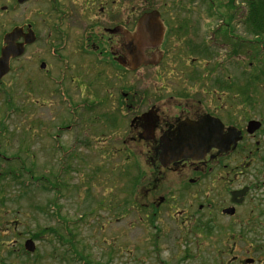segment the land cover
I'll return each mask as SVG.
<instances>
[{"label":"rangeland","instance_id":"obj_1","mask_svg":"<svg viewBox=\"0 0 264 264\" xmlns=\"http://www.w3.org/2000/svg\"><path fill=\"white\" fill-rule=\"evenodd\" d=\"M180 1L196 4L203 27L210 32L219 23L213 19L216 17L204 18L210 13L205 4H210L209 0ZM245 2H235L240 7L239 22L234 18L236 32L244 27ZM202 32V38L212 41L209 31ZM253 39L249 34V40ZM215 52L209 62L217 79L238 84L243 73H251L249 55H230L229 48L220 45ZM30 80L27 76L10 85H15L11 102L19 107L18 99L23 98L25 108L19 117L14 112L6 121L14 134L8 155L16 158L0 168L6 190L0 193V264H250L248 259L255 260L251 264H264V151L256 157L249 176L240 180L257 187L233 218L222 213L225 202L216 201L209 214L210 200L200 199L191 205L186 194L174 195L168 190L148 196V162L154 160L147 162V158H152L151 154L120 149L129 131V116L116 115L109 121L73 120L60 95L54 105L53 89L35 87L27 82ZM108 89L102 91L105 98L112 93ZM226 92L228 109L220 113L224 118L230 115L231 106L233 113L245 108L240 94ZM251 95L253 105L247 102L250 117H263L264 90ZM101 103L108 106L112 101ZM117 135L122 140H117ZM11 168L15 174L11 175ZM29 170L43 179L28 185L32 182ZM140 172L142 190L137 188L140 194H135L133 185ZM226 186L229 199L230 186ZM162 196L165 201L156 204ZM206 223H211L209 235L199 228ZM29 238L36 242V251L25 255L24 244Z\"/></svg>","mask_w":264,"mask_h":264},{"label":"flooded vegetation","instance_id":"obj_2","mask_svg":"<svg viewBox=\"0 0 264 264\" xmlns=\"http://www.w3.org/2000/svg\"><path fill=\"white\" fill-rule=\"evenodd\" d=\"M195 5L180 0H0V58L9 42L24 45L21 55L10 58L8 71L0 73V168L10 163L11 130L6 121L15 114L19 117L25 108L23 98L18 99L19 107L11 102L15 85H10L28 76L30 85L53 89L54 105L60 95L73 120L109 121L116 115L129 116L125 139L119 135L115 139L122 140L124 152L151 154L147 158L154 160L149 163L151 196L168 190L174 195L186 194L191 205L210 200L209 214L216 201L225 202L224 209L248 203L257 186L240 180L249 176L256 157L264 151V118H251L247 102L241 112L233 113L231 106L228 118L220 116L228 109V89L217 85L209 62L218 45L231 52L233 43L242 38L246 48L248 29L244 17L242 31L236 32L234 18H213L209 13L205 19L219 20L210 32L203 27ZM152 10L159 11L164 33L160 43L146 45L139 21ZM203 30L209 31L212 41L202 38ZM13 32L19 37H12ZM107 86L112 93L105 98L102 91ZM105 99L112 103L103 105ZM205 115L220 119L225 132L229 127L241 131L237 146L229 151L213 148L201 161L188 159L166 169L160 167L156 154L161 137L173 133L182 122L198 121ZM253 119L261 125L249 135L247 127ZM225 184L230 186L229 199ZM245 188L247 193L235 198L242 202L234 204L231 192ZM164 201L162 196L156 204Z\"/></svg>","mask_w":264,"mask_h":264},{"label":"water","instance_id":"obj_3","mask_svg":"<svg viewBox=\"0 0 264 264\" xmlns=\"http://www.w3.org/2000/svg\"><path fill=\"white\" fill-rule=\"evenodd\" d=\"M139 33L143 39V43L150 45L160 43L163 37L164 28L160 21L158 11L145 13L139 21ZM12 37H19L17 32H13ZM33 38L28 40L32 42ZM24 51V45H14L9 42L6 48H3V54L0 58V73H6L9 69V61L11 57L19 56ZM147 114L143 115L146 118ZM260 127V122L250 121L248 125L249 133H253ZM240 131L234 127H229L225 132V126L220 119L205 115L198 121L186 120L180 124L173 133H168L161 137L159 148V161L162 166L168 167L182 160H201L213 149L218 148L220 151H229L232 146L236 147L241 139ZM245 194L244 191H235L233 196L237 194ZM233 201H235L233 199ZM234 208L224 211L227 214H234ZM25 249L34 252L36 244L32 239L25 242ZM248 263L253 262L252 259L247 260Z\"/></svg>","mask_w":264,"mask_h":264},{"label":"trees","instance_id":"obj_4","mask_svg":"<svg viewBox=\"0 0 264 264\" xmlns=\"http://www.w3.org/2000/svg\"><path fill=\"white\" fill-rule=\"evenodd\" d=\"M209 3L207 6H209V11L212 17H230V18H235L238 16L239 9L240 7L235 4L236 0H229L226 4H214L213 0H209ZM246 1L245 5L247 7L246 13L243 15V22L245 26L248 29V40H247V46L246 48H243L242 45L245 44V41L242 40V38H239L236 42L233 43L231 47V52L230 55H235L239 56L241 55L242 57H247L249 55L250 62L249 64L252 65L253 67L250 68L251 73L244 74L242 76L241 81L238 82V84L234 82H226L222 79H217V85H224L228 90L227 91H235L238 94H240L243 97V103L248 102L250 106L253 105L254 98L252 97V92L256 91L258 94H262V90H260V87H263L264 90V83L259 84L260 81L264 82V0H244ZM244 26V25H243ZM249 34L253 35L254 39L249 40ZM238 47V49H237ZM252 51H255L256 53L252 54ZM216 54V52H213ZM263 54V55H262ZM255 63V65L251 64ZM252 89V90H251ZM236 97V96H235ZM234 100V99H233ZM263 109H264V96H263ZM263 118H264V110H263ZM11 131V137H13L14 134ZM14 158H11L10 161L13 163ZM144 173V172H143ZM15 174L13 173V168H11V175ZM28 174H32L30 177V184L36 183V181H40L43 179V177H38L36 178L35 175H33V171L29 170ZM17 176V175H15ZM3 177V178H2ZM0 177V193H5L6 190L3 187V180H4V175ZM137 178V177H136ZM143 175L140 172V175H138V178L133 185V190L135 194H140L141 188H142V179ZM2 179V180H1ZM27 185V184H26ZM147 185L149 187L152 186V182H148L147 180ZM146 185V186H147ZM137 188H140V192L137 193ZM45 189H47L45 187ZM149 190V188H148ZM147 190V191H148ZM148 193V192H147ZM155 194L156 192H152ZM145 194V193H144ZM147 195V194H146ZM152 194L148 193V196H151ZM154 196V195H153ZM155 205V204H153ZM2 207V205H1ZM155 206L154 208H156ZM158 208V207H157ZM138 211V210H137ZM199 228H202L205 233H211V223H206V224H201L199 225ZM34 236V235H33ZM37 238L38 236H34ZM5 241V240H4ZM6 243V241H5ZM3 243V245L5 244ZM24 254L25 255H30L27 253L25 250ZM15 254V252H13Z\"/></svg>","mask_w":264,"mask_h":264}]
</instances>
